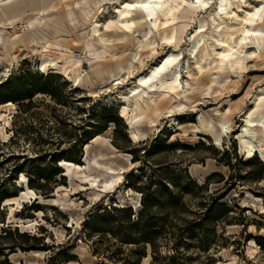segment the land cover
I'll return each instance as SVG.
<instances>
[{
    "label": "rangeland",
    "instance_id": "obj_1",
    "mask_svg": "<svg viewBox=\"0 0 264 264\" xmlns=\"http://www.w3.org/2000/svg\"><path fill=\"white\" fill-rule=\"evenodd\" d=\"M35 1L24 13L3 12L0 18V195L5 198L0 236L9 234L0 237V247L22 243L16 237V230L22 232L17 224L32 221L36 224L26 233L44 240L28 245L54 248L43 258L27 259L39 264H100L104 259L93 256L99 242L93 230L102 226L106 210L114 223L119 222L121 216L111 209H142L137 188L166 179L175 190L173 185L187 184L188 176L200 185L208 183L210 193L222 190L223 201L234 210L229 222L206 240L212 243L209 252L198 248L196 240H187V252L196 258L193 264H264V0H166L173 16L165 18L160 12L157 25L150 21L147 38L146 25L110 48L92 38L94 25L100 23L103 34L130 0L100 5L90 20L75 21L70 10H76L77 0ZM222 6L231 14L225 15ZM219 12L232 28L223 25ZM202 24L207 25L210 51L214 46L221 51L213 34L240 42L224 62L223 84L212 94L192 95L188 102L186 68L198 71L191 51L193 35ZM19 38L24 43L10 50V43ZM150 38L157 43L156 52L142 48ZM59 52L81 59L82 74H89L92 84L77 88L52 70ZM173 53L179 55V69L174 65L163 80L173 81L179 70L184 87L151 93L153 101L134 94L139 81ZM15 99L18 103L6 101ZM114 113L118 124L106 128L104 119ZM228 113L231 123L223 129L220 115ZM135 115L141 121L132 129L129 118ZM98 135L109 144L86 142ZM86 144L91 145L89 154ZM100 151L108 155L110 169L96 180L97 172L86 169L85 158ZM33 172L50 180H38L30 175ZM30 180L38 186L48 183L54 192L45 196L30 188ZM187 203L190 211L197 208L190 198ZM185 218L188 223L194 216ZM160 248L167 252L165 246ZM0 264H12L10 255L0 254ZM143 264H151V257Z\"/></svg>",
    "mask_w": 264,
    "mask_h": 264
},
{
    "label": "trees",
    "instance_id": "obj_2",
    "mask_svg": "<svg viewBox=\"0 0 264 264\" xmlns=\"http://www.w3.org/2000/svg\"><path fill=\"white\" fill-rule=\"evenodd\" d=\"M43 78V75H40ZM9 86H11L9 84ZM8 88V86H7ZM33 93H41L34 89ZM44 93L53 95L50 91ZM18 95V94H16ZM17 97V96H16ZM18 103V100H6ZM119 116L111 114L104 119L106 128L110 124H118ZM95 137L87 138L89 142ZM133 154V152H132ZM36 176L38 180L48 177L30 173ZM57 175V173H56ZM132 175H128V179ZM187 184H174L172 190L161 179L160 182L145 183L137 190L142 194V209L139 212H133L132 207L124 209H111L113 214L121 216L119 222L114 223V216L106 210L102 226L93 231L98 234V246L93 251L94 257L103 258L100 264H143L144 260L151 257V264H193L195 257L187 252L189 246L187 240H196L198 248L207 250L211 246V241H206L210 234L217 230L220 224L229 222L233 208L223 201L222 190L210 193L208 183L200 185L187 176ZM31 189L42 192L43 195H49L54 192V188L48 183L45 186H38L34 180H30ZM133 186V185H132ZM194 201L196 209L189 210L188 199ZM5 198L0 195V206ZM191 213L194 216L192 222L186 223V215ZM116 224L115 227H112ZM6 236L0 237H7ZM16 237L22 243H14L5 247H0V254L8 256L16 253L30 251H51L54 246L44 245L42 248L29 246L30 242H42L44 237L37 238L36 235L28 233H19L16 230ZM172 243V246H170ZM107 247L103 249L104 246ZM163 245L167 252L160 248ZM149 249L150 252H149ZM7 250L9 252L7 253ZM209 261L212 257L207 258ZM60 264V261H55Z\"/></svg>",
    "mask_w": 264,
    "mask_h": 264
},
{
    "label": "bare ground",
    "instance_id": "obj_3",
    "mask_svg": "<svg viewBox=\"0 0 264 264\" xmlns=\"http://www.w3.org/2000/svg\"><path fill=\"white\" fill-rule=\"evenodd\" d=\"M202 1V0H201ZM226 1V0H225ZM36 1L35 0H4V3L0 4V18L2 17V13L5 12L8 14H19L24 13L28 8L31 7ZM44 2H48V0H44ZM120 0H77L76 10H70L71 17H73V21L78 20L80 17L85 18V20H90L95 14H97L99 6L103 4H116L119 3ZM125 6L123 9H119L117 20L110 22L106 26V31L102 34L100 30V23L96 22L92 32V38L97 40L99 45H103L107 48L114 46L115 44L124 41L125 35L129 33H138L140 29L144 26L149 27V32H146L145 37L152 31L150 21L155 20V25H157L160 20L159 13H163V17L168 18L173 16L174 8H170L168 6V1L166 0H130V2L123 3ZM239 7V4L236 3ZM225 7H221V11L225 12V15H230L231 12H226ZM221 12L218 13V17L223 20V25L226 28H232L226 24L224 19L221 17ZM247 15L244 19H248ZM1 24H4V21H0ZM37 20L32 22L31 24L36 25ZM13 24V23H12ZM13 28V27H9ZM206 24H202L193 35V39L196 40V43L191 51V56L194 57L197 63L198 71L195 72L191 69L190 66H187V74L190 79L186 80V86L188 89L185 91V99L188 102L193 100L194 94H199L200 96H204L206 93H210L216 86L222 85L224 81H220L221 73L226 71L225 60L231 56L236 48V45L240 42V39L237 42H232L233 36H228L226 34H217L216 36L213 34L212 36L216 38L217 46L221 47L220 52L216 49V46L212 47V51L208 49L206 46V39L208 36L206 35ZM243 29V28H242ZM240 30L245 33V30ZM111 30L116 31V33L122 32L125 33L119 37L118 35H111L109 32ZM1 40V39H0ZM145 40L143 42L142 48H150L152 47L153 51L156 52L155 46L157 45L156 41ZM243 40V38H242ZM19 43H24L22 38L14 39L10 44V50H14L17 48ZM202 45V46H201ZM88 47L91 48L93 44L88 43ZM56 57L51 62L52 70H57V74H62L68 77V79L73 83V85L77 88L85 87V85H91L92 80L90 75L82 74V60L76 58L71 55L69 52H59ZM136 58V57H135ZM179 55H175L174 53L169 55L166 59H164L162 65H157L156 68H153L149 75L144 76L140 81L138 86L133 89V93L138 95L140 98H144L148 96L150 101H153L151 93L157 92H176L179 88L184 87L181 82L180 74L181 72L177 71V77L171 82H165L163 80L164 74H166L174 65L179 69ZM133 66V63L129 64L126 68V71L130 73V70ZM229 77H226V82ZM159 83L158 86H154ZM121 82L118 81V84ZM140 89L141 93H138ZM149 90V93L147 91ZM215 92V90H214ZM213 92V93H214ZM146 107H149V104L146 100H144ZM137 111H142L140 106H137ZM140 115H135L129 118V124L132 129L136 128L140 123L139 119ZM249 122H253L252 120H248ZM220 123L222 128L225 129L231 123V114H221L220 115ZM2 131V130H1ZM217 142H220V137L216 138ZM101 142L102 144H109V140L104 138L101 135L93 138L92 143ZM90 144H86V152L89 154ZM107 154L103 151H100L94 154L91 159L88 157L85 158V162L87 165L86 169L91 172H97V176H94V179H101L103 172L110 169V163L106 162ZM122 177H120L121 179ZM33 193V191H32ZM34 222L28 223H19L17 224L18 228H21L22 232L26 233L35 225ZM47 252L44 251H30V252H22L18 250L17 253L10 254V261L12 264H22V261L25 259L26 264H39L36 260H29L27 257L32 258H43Z\"/></svg>",
    "mask_w": 264,
    "mask_h": 264
},
{
    "label": "water",
    "instance_id": "obj_4",
    "mask_svg": "<svg viewBox=\"0 0 264 264\" xmlns=\"http://www.w3.org/2000/svg\"><path fill=\"white\" fill-rule=\"evenodd\" d=\"M18 228V227H17Z\"/></svg>",
    "mask_w": 264,
    "mask_h": 264
}]
</instances>
